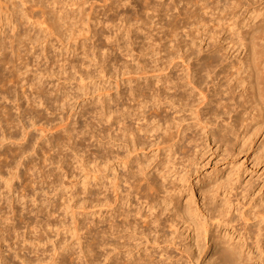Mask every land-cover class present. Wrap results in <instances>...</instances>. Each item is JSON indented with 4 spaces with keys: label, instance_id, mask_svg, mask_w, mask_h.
Returning <instances> with one entry per match:
<instances>
[{
    "label": "rangeland",
    "instance_id": "obj_1",
    "mask_svg": "<svg viewBox=\"0 0 264 264\" xmlns=\"http://www.w3.org/2000/svg\"><path fill=\"white\" fill-rule=\"evenodd\" d=\"M147 1L0 0V54L5 50L8 57L12 58L13 44V49L19 50V56L24 57L18 60V64L28 62L30 67L34 66V71L28 72V78H34L35 81L39 80L38 77L43 78L46 98L48 97L43 102L45 105L42 103L35 106L38 111L32 112L33 114L36 112L34 115H40L39 118L37 115L35 117L27 113V110L26 114L21 113V110L17 113L18 101L14 92L21 93V88L17 85L16 73L10 77L12 82L16 80V85L15 82L14 84L8 82L9 86L13 87V91L10 88V94L14 95L15 99L12 100L10 94L7 97L3 90L2 95L0 93V104L3 107L7 105L8 110L10 108V119L13 121L16 119L18 122L15 124H19L22 118L25 120L23 123L27 122L23 126L19 124L21 128L17 125L14 128L15 132L13 128H9L11 124L7 126L5 119H2L4 116L0 115V264H117V262L127 264L129 260L131 264L132 259L140 257L144 264H217L211 258L213 247H208L210 234L205 236L203 230L197 231L194 227L191 228L189 239L186 240L192 245L189 250L181 246L183 236L178 237V242L174 245L165 242L162 237L155 240L137 235L139 240L136 243L139 245L131 243L129 247L123 248L118 243L120 234L107 233L105 220L112 212L109 211V214L106 203L100 202L106 194L102 192L103 183L110 178L115 180V176L126 171L128 166L125 159H117L109 166L110 169L106 163L104 164L102 145L106 139L104 140L100 133L103 130L100 112L108 84L112 82L113 86L116 85L120 68H125L126 64L123 63L130 56L157 59L173 55L178 57L176 66L180 67H174L173 73L183 69L187 72L186 65L193 62L195 56L201 61L199 67L208 66L211 57L218 56L220 59L226 58L223 59L224 63L221 66H226L224 70L230 71L231 65H238V60L244 56L243 51L246 49L245 53L251 59L249 70L252 74L255 73L257 80H261L260 76L264 73V27H261L264 25V0ZM175 2L178 5H175ZM207 5L208 8L205 7ZM257 13H261V16H257ZM86 21L96 28L94 32L96 36L92 40L96 43L88 40L84 43L86 44L84 49L80 43L84 35L82 34L80 38L78 34L83 23L85 22V26L88 24ZM53 23L55 25H52ZM84 50L87 52L86 55ZM183 55L192 56L187 61L182 58L181 62L179 58L181 59ZM257 62L260 66L256 64L257 71L254 72L252 64ZM190 65L192 66V63ZM60 66H64V69ZM213 66L214 64L207 68L218 70L220 67ZM33 72L38 76L35 77ZM110 75L114 77L113 80ZM1 78L3 80V77H0V81ZM119 79L122 80V77ZM4 83L5 81L0 84V89L9 87ZM27 85L25 90L30 94ZM115 87L113 93L117 91ZM50 90L51 92L54 90L55 98L53 94H49ZM252 93L254 98L251 100L250 94L249 100L253 103L251 105L249 102L247 105L250 106L252 114H255L252 121L253 131H258L256 135L254 134L253 146L239 155L224 154L222 142L212 143L205 149L206 154L200 160L199 171H194L187 183L198 205L202 204L200 190L202 185L208 184L205 186V192H212L219 183L223 182L225 185L231 180L236 169H241L244 184L251 188V197L248 200H256L257 203L264 199V157L263 150L259 147L264 140V83L259 85L252 83ZM61 95H65L64 98ZM23 100L19 101L21 108L31 112L32 107H28ZM4 126L8 128H3ZM4 129L12 132V136L6 135ZM21 129H25V134L21 133L23 131ZM69 132L77 135L76 139L72 137L71 140V144L75 141L76 149L66 145L69 141L67 137L72 136ZM25 143L29 144L27 147L31 150L20 146ZM18 146L22 147L23 151L26 149L25 153L20 152ZM45 154L51 156V159L45 161ZM34 164L36 168L30 171L29 168ZM197 179H201L202 185H195ZM226 188L223 186L219 189L223 196H219L216 207L222 204L220 198L225 197ZM190 193L184 194L181 202L186 203ZM228 194L236 203L237 193L230 191ZM113 195L112 193L114 199ZM115 206L114 202L112 207ZM240 222L238 219L235 221ZM250 228L254 230L256 227ZM249 233L254 236L252 232ZM236 235L234 239L238 240ZM248 243L252 247L250 240ZM249 249L244 247L241 254L237 253L234 259H226L219 264H264L259 261L258 255L254 252L251 254ZM254 250L256 252V249L252 248V251ZM87 251L90 253L87 254Z\"/></svg>",
    "mask_w": 264,
    "mask_h": 264
},
{
    "label": "bare ground",
    "instance_id": "obj_2",
    "mask_svg": "<svg viewBox=\"0 0 264 264\" xmlns=\"http://www.w3.org/2000/svg\"><path fill=\"white\" fill-rule=\"evenodd\" d=\"M175 3V5H178L177 2ZM208 6L209 5L205 7L208 8ZM258 15L261 16V13H257V16ZM88 18H90V16H88ZM258 19L260 20V18ZM54 23L52 25H55ZM86 23H88L86 26L84 22V27H82V25L80 27L81 29H79L80 31L78 30L79 37L82 34L84 35V38L82 36V41L80 40V43L83 46L82 48L84 49L86 45H84V43H86L88 40L92 41L96 36V34L94 35L96 28L90 24V22L86 21ZM261 27H264V25ZM252 28L254 30V27ZM248 30L250 29L248 28ZM244 32L246 33V30H244ZM78 36L77 38H79ZM243 38L244 37H242V41H244ZM92 43L96 42L92 41ZM11 45V51L13 52L11 57L13 59L8 57V54L5 50H2L0 54V77H3V80L1 78V81H5L4 85L9 86V83L12 82L10 77L16 73L18 76L17 85L21 88H18V90H21V93L19 91L14 92V95H16L15 97L18 101L16 102L18 106L16 107V109L18 108L17 113L19 110H21V113L25 112L26 114L27 110V113L33 114L32 112L38 109L35 108V106L37 107L39 104H42L48 98H46L47 93L44 90L46 87L44 88L43 86L45 83L43 84V78L40 77H38V81H35L33 77V79L28 78V72H31V70L34 69V66L30 67L28 62L24 63L23 65V62L18 64V60H21V57L23 56L20 57L18 54L19 50L13 49L14 46L13 44ZM245 51H243L244 56L242 55L243 57L241 56V58H239L240 60H238V65H231L230 71L224 70V67L226 66H221L222 63H224L222 61H224L226 58L220 59L218 56H212L208 63L209 65L206 67H199L198 65L201 64V61L195 56L197 61L193 58L194 61L191 62L192 66L190 65V62H188V64L186 63V67L188 66V70H186L187 72H185L182 67L183 70L177 69L178 71L175 73H173L172 69L178 66H176L178 57H173L172 54L171 57L169 56L157 59L155 56V59L143 58L141 56H130L127 61L125 60L126 62L124 61L125 63H123L126 64V66L124 65L125 68L121 69L119 67L121 72L117 76L118 80L115 79L117 82L114 80L116 87L112 85V82H110L108 86L106 85L107 93L103 99V106L100 112L102 117L101 119L103 120V130H101L100 133H102L104 140L106 139L102 145V151H104V164L106 163L109 168V166L112 163H115L117 159H125L124 161L126 162L128 169L126 168L127 170L121 173L118 172L120 174L115 176V180H113V178L107 179V181L105 180L103 183L104 191L102 192H105L106 194L104 193L105 195L103 196V199L99 196L98 197L103 200L100 202L106 203L107 207L109 208L108 213L110 214L109 211L112 212L111 215L106 216V231L110 234L115 232L120 234V236H118V243L121 244L123 248L125 246L129 247L131 243L138 244L136 243V241L139 240L137 239V235L148 236L155 240H158L157 237H162L165 242H170V244L174 245L177 244L178 237L180 238L183 236V242H181V246H183L184 249L189 250L191 249L192 245L190 244V241L186 242V240L189 239V234L192 230L191 228L194 227L197 231L203 230L202 233H205V236L210 234V239L208 242L210 246L208 247H213L211 258L214 263L219 264L224 262L226 259H234L236 255L241 254L244 247L247 249L250 248L249 252H251V254L256 253V255L259 257V261L264 263V199L257 203L256 200H248L249 197H251V188L244 184V176L241 169H236V172L231 180H229L225 185H223V182L219 183L212 192H205V186L208 184L202 185L201 179H197L195 185H202V189H200L202 195V204L199 205L194 193H190V186L187 185L194 171H199L198 167L200 166V160L203 158V155L206 154L204 151L206 148H209L212 143L216 144L217 142H222L224 154L239 155L246 151L255 141L254 136L258 132L253 131L254 126H252V121L255 118V114H252V110H250V106H248L247 103H251L249 100L250 94L251 100L254 98L252 93V83L255 82L256 85L264 83V73L260 76L261 80L256 79L257 76H254L255 73L252 74L249 70V60L251 59L247 57ZM85 53L87 52L84 50V54ZM191 56L183 55L182 57L180 56L181 59L179 58V60L181 61L182 58H184V60L187 61L190 60L189 57ZM199 58L201 59V57ZM207 58L206 62H208ZM202 60L203 62L205 61L204 59ZM254 60H252V62ZM58 62L62 61L59 60ZM14 63L16 65H14ZM206 64L207 63H205V65ZM213 64L214 66L219 65V69L214 70V66L213 70L207 68ZM256 64L260 66L258 62L255 64L253 63L252 65L254 72L257 71ZM61 67L64 69V66H60V68ZM24 70L25 72H23ZM37 76L38 75L36 74L35 77ZM120 76L122 77V80H120L121 78L119 79ZM253 78L255 79L253 80ZM111 79L113 80L114 77H111ZM31 80L33 81L31 82ZM15 81H13L12 84H14ZM259 81L261 82L259 83ZM3 82L0 84H3ZM26 84H28L27 87L30 94H27V91L25 90ZM15 85L13 86L16 88ZM114 87L117 88L115 93L112 92ZM5 88L3 87V89H0V93L2 95L1 90H3V92H5L8 97L11 87L9 86ZM12 89L13 87L11 90ZM59 90H57V92L61 91ZM53 92L49 94L51 95ZM6 95H4L5 98H7ZM55 95L57 96L56 93ZM13 96L12 100L15 99H13ZM64 96L65 95H61L62 98H64ZM10 98H8V100ZM22 99L25 100V103L28 105V107H32H30L31 112H29L28 109L21 108V103L19 101ZM43 104L45 105V103ZM64 105L65 104H63V106ZM1 106L2 104H0V111H2L0 115L4 116L2 119H5L7 126L11 124L9 127L10 129L13 128V130H15L14 128L17 125L21 124L23 126L27 123H23L24 119L20 113V117L22 119L19 118L21 119L19 121L20 123L15 124L17 120L15 119L13 121V119H10L9 117L10 108L8 110V107H6L7 105H4L5 107L2 106L3 108H1ZM257 110L259 109L257 108ZM39 114L43 116L42 113ZM11 115L13 116V114ZM36 115L34 116L36 117ZM38 117L40 118V115ZM14 118H16V116ZM21 125H19V128H21ZM35 125L37 124L35 123ZM5 127L6 126L3 128ZM27 129H29V127ZM24 130L21 133H24ZM67 130L71 131V129ZM3 131L5 132L6 130L4 129ZM7 134H9L11 137L13 133L9 131L6 133V135ZM71 134L72 133H70V135ZM16 135L18 134L16 133ZM75 135L72 134V136L67 137L65 134L69 140H67L68 142L66 145L76 149L75 141H72L71 144L72 137L76 139L77 135ZM14 138L17 140L16 136ZM26 143L25 145L20 144V146H29V144L27 145ZM30 145L32 146L31 143ZM22 147H20V149ZM259 147L263 150L262 157H264V140L260 143ZM26 149L31 150V148L28 147ZM26 149H24V151ZM33 149L35 148L33 147ZM24 151L21 149L20 152ZM45 155V161L51 159V156L49 157L48 154ZM2 156L6 157L4 155ZM119 163L120 162H118L117 165H119ZM33 168H36L35 164L29 168V170L31 171ZM119 168L121 167L119 166ZM109 175L110 174H108L107 177H109ZM223 186L227 187L224 190L225 197L220 198L222 200V204H219L220 207H216L219 196H223L222 193H219V189ZM230 191L231 193L234 192V194L237 193L235 194L236 203L233 201V199H231V195L228 194ZM112 193L114 194L113 196H115L114 199L111 196ZM186 193H190V196L188 197L186 203H183L181 202V199ZM99 198L97 200H99ZM114 202L116 203V206L112 207ZM237 219L241 220V222L235 223ZM252 226L256 228L252 230L250 228ZM249 232H252L254 236H251ZM235 235L238 240L234 239ZM249 240L251 241L252 247L248 243ZM252 248L256 249V252L255 250L252 251ZM88 253L90 252L87 251V254ZM140 259L142 258L140 257L135 260L132 259L131 264H144V261H141ZM129 262L130 260L128 263Z\"/></svg>",
    "mask_w": 264,
    "mask_h": 264
}]
</instances>
